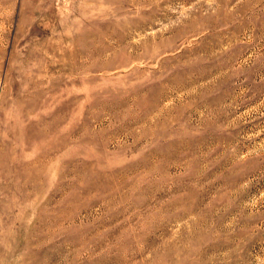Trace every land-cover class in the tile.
Returning <instances> with one entry per match:
<instances>
[{"label":"rangeland","instance_id":"obj_1","mask_svg":"<svg viewBox=\"0 0 264 264\" xmlns=\"http://www.w3.org/2000/svg\"><path fill=\"white\" fill-rule=\"evenodd\" d=\"M0 264H264V0H0Z\"/></svg>","mask_w":264,"mask_h":264}]
</instances>
